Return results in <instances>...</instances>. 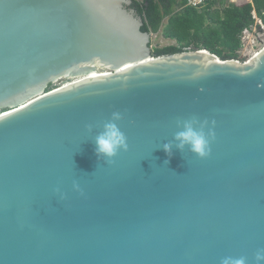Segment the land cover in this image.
Listing matches in <instances>:
<instances>
[{"label": "water", "instance_id": "1", "mask_svg": "<svg viewBox=\"0 0 264 264\" xmlns=\"http://www.w3.org/2000/svg\"><path fill=\"white\" fill-rule=\"evenodd\" d=\"M132 3L0 0V264H255L264 248V47L154 56ZM114 111L129 148L104 163L93 136ZM193 115L215 121L211 154L169 157Z\"/></svg>", "mask_w": 264, "mask_h": 264}, {"label": "trees", "instance_id": "2", "mask_svg": "<svg viewBox=\"0 0 264 264\" xmlns=\"http://www.w3.org/2000/svg\"><path fill=\"white\" fill-rule=\"evenodd\" d=\"M187 1L133 0L131 7L143 17L144 32L162 31L164 37L176 42L153 47L154 56L206 49L222 60L240 59L244 29L258 25L254 12L264 23V0L244 4L208 0L201 7L187 5Z\"/></svg>", "mask_w": 264, "mask_h": 264}, {"label": "clouds", "instance_id": "3", "mask_svg": "<svg viewBox=\"0 0 264 264\" xmlns=\"http://www.w3.org/2000/svg\"><path fill=\"white\" fill-rule=\"evenodd\" d=\"M123 118L122 112H112L111 118L103 124L102 130L93 136L97 156L104 163H114V158L118 153L121 150L127 151L129 148L127 136L117 123ZM209 125L210 121L207 118L201 120L196 115L187 119H178L176 126L180 130L176 131L173 139L164 143L162 147L169 157L173 155V147L182 152L187 149L200 158L208 157L211 154V144L216 138L215 121L212 120V126ZM86 127L89 133H93L94 126L92 124H88ZM73 187L75 190H80V185L77 182L73 183ZM55 191L61 197L64 196L59 187ZM220 264H248V260L246 257L225 256L221 258ZM255 264H264V248L257 250Z\"/></svg>", "mask_w": 264, "mask_h": 264}, {"label": "rangeland", "instance_id": "4", "mask_svg": "<svg viewBox=\"0 0 264 264\" xmlns=\"http://www.w3.org/2000/svg\"><path fill=\"white\" fill-rule=\"evenodd\" d=\"M230 2H235L237 4H244L250 2L251 0H229ZM167 22V20H166ZM151 47H165L169 45L176 44L174 40L166 38L163 36L162 31L159 33H152L151 35ZM264 46V29L260 30L257 26H253L250 34L244 35V47L240 51L241 61L249 60L258 50ZM103 71H107L108 68H102ZM60 86L59 83L54 82L53 87ZM48 89H45V92Z\"/></svg>", "mask_w": 264, "mask_h": 264}, {"label": "built area", "instance_id": "5", "mask_svg": "<svg viewBox=\"0 0 264 264\" xmlns=\"http://www.w3.org/2000/svg\"><path fill=\"white\" fill-rule=\"evenodd\" d=\"M208 0H188L187 1V5H190V6H194V7H201L203 4H205ZM234 2V1H233ZM254 17L257 19V24L258 25H255L257 26L260 30H263L264 29V23L262 22L261 19H259L256 15V13L254 12ZM252 27L250 28H245L244 31H243V34H242V43H243V46L242 48L244 47V35L245 34H250L251 31H252ZM264 47V46H263ZM262 47V48H263ZM57 87H60V86H57ZM56 87V88H57Z\"/></svg>", "mask_w": 264, "mask_h": 264}, {"label": "bare ground", "instance_id": "6", "mask_svg": "<svg viewBox=\"0 0 264 264\" xmlns=\"http://www.w3.org/2000/svg\"><path fill=\"white\" fill-rule=\"evenodd\" d=\"M103 72H105V73H106V71H103Z\"/></svg>", "mask_w": 264, "mask_h": 264}]
</instances>
